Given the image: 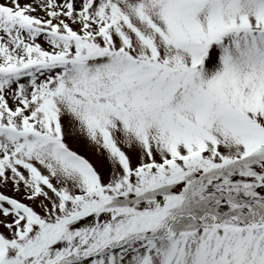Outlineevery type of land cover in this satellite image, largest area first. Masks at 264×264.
I'll use <instances>...</instances> for the list:
<instances>
[{"label": "snow or ice", "instance_id": "6c2138e0", "mask_svg": "<svg viewBox=\"0 0 264 264\" xmlns=\"http://www.w3.org/2000/svg\"><path fill=\"white\" fill-rule=\"evenodd\" d=\"M0 264H264V0H0Z\"/></svg>", "mask_w": 264, "mask_h": 264}]
</instances>
